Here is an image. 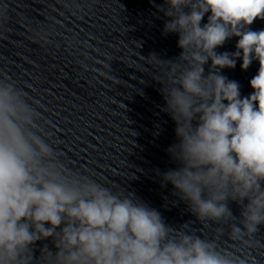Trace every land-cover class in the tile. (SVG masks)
Segmentation results:
<instances>
[{"label":"clouds","instance_id":"obj_1","mask_svg":"<svg viewBox=\"0 0 264 264\" xmlns=\"http://www.w3.org/2000/svg\"><path fill=\"white\" fill-rule=\"evenodd\" d=\"M157 10L181 49L175 60L148 57L161 66L162 111L175 124L166 152L177 166L160 174L162 185L216 226L215 237L174 228L134 192L68 165L39 109L2 77L0 264H251L219 241L246 253L264 227V29L250 27L264 21V0H163ZM233 37L236 51H217ZM237 60L244 71L259 63L248 96L222 74Z\"/></svg>","mask_w":264,"mask_h":264}]
</instances>
